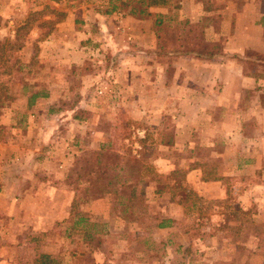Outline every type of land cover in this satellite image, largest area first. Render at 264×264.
Returning a JSON list of instances; mask_svg holds the SVG:
<instances>
[{
  "label": "rangeland",
  "instance_id": "1",
  "mask_svg": "<svg viewBox=\"0 0 264 264\" xmlns=\"http://www.w3.org/2000/svg\"><path fill=\"white\" fill-rule=\"evenodd\" d=\"M111 3L0 0V264H264V156L222 187L186 185L190 169L230 173L232 156L205 116L184 124L178 69L195 65L176 59L210 57L226 10L259 20L264 0ZM34 91L47 95L27 108Z\"/></svg>",
  "mask_w": 264,
  "mask_h": 264
},
{
  "label": "crops",
  "instance_id": "2",
  "mask_svg": "<svg viewBox=\"0 0 264 264\" xmlns=\"http://www.w3.org/2000/svg\"><path fill=\"white\" fill-rule=\"evenodd\" d=\"M227 11L230 16L222 18V33L218 31V34H214L223 39L202 40L217 46L214 54L205 59L182 56L176 58L195 65L194 69H178L179 76L187 79L178 88L189 93L184 96L181 105L191 110L194 117L193 121L188 120L184 124L197 125L205 116V124L219 126L220 136L224 138L218 140L219 146L216 145L217 141H210L211 147L218 148L216 156H232L231 164H227L231 172L216 174L217 178L214 177L211 181L202 178L203 171L200 168L188 170L184 179L193 191L210 187V184L222 187L220 181L213 180L233 175L234 170H250L253 167L255 172L260 169L261 162L258 158L264 156V16H259V20H246L242 15L246 8L241 14L232 8ZM215 31L213 28L210 33ZM165 81L162 86L168 92ZM185 119L189 118L185 116ZM231 139L236 140L240 146L237 148L229 145L226 141ZM237 150L241 153L237 154ZM239 157L248 159L240 164ZM204 194V191L198 193L201 197Z\"/></svg>",
  "mask_w": 264,
  "mask_h": 264
},
{
  "label": "trees",
  "instance_id": "3",
  "mask_svg": "<svg viewBox=\"0 0 264 264\" xmlns=\"http://www.w3.org/2000/svg\"><path fill=\"white\" fill-rule=\"evenodd\" d=\"M121 2H125L127 0H116ZM134 2H136V4H138V7H140L137 11L136 10H131V12H137L139 14L143 13L144 9L143 8H149V7H156V6H162L164 5L166 0H133ZM109 3H111V0H108ZM135 4V5H136ZM136 7V6H135ZM117 8V6H115V4H110V9L106 10V13H110L112 11H114ZM46 92L43 91H34L31 92L30 95L26 98V107L30 108L35 101L38 98H45L46 97ZM205 181L207 180L206 178H203ZM184 194V199H186V197H192L194 200L198 201V202H202L201 198H199L193 191L191 190H185ZM182 204V203H180ZM191 207H193V205H191ZM236 208V207H235ZM238 212L242 213L241 210H239L238 208H236ZM170 220H162L160 221L158 224H156V228L157 229H163L169 226L170 224ZM86 225H88L89 229L88 231H85V229H83V231H81V236H82V240L83 242L87 243L92 241L95 237H97L98 233H96V231H94L95 228V224L92 223H87V220L83 217V216H77V219L74 220L72 222V228H77L78 226H80L81 228ZM34 264H64V262L61 261V259H58L56 257H52L50 255H45V254H40L38 255L34 261ZM81 264V263H79Z\"/></svg>",
  "mask_w": 264,
  "mask_h": 264
}]
</instances>
